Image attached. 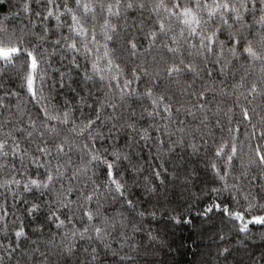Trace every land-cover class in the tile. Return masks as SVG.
Here are the masks:
<instances>
[{
	"label": "snow or ice",
	"instance_id": "snow-or-ice-1",
	"mask_svg": "<svg viewBox=\"0 0 264 264\" xmlns=\"http://www.w3.org/2000/svg\"><path fill=\"white\" fill-rule=\"evenodd\" d=\"M0 12V264H135L131 252L171 247L143 227L157 212L173 225L218 215L221 241L251 226L264 240V0H0ZM176 188L192 196L183 210Z\"/></svg>",
	"mask_w": 264,
	"mask_h": 264
},
{
	"label": "trees",
	"instance_id": "trees-1",
	"mask_svg": "<svg viewBox=\"0 0 264 264\" xmlns=\"http://www.w3.org/2000/svg\"><path fill=\"white\" fill-rule=\"evenodd\" d=\"M4 13L0 12V15ZM78 79V78H77ZM5 83L0 81V84ZM91 86V85H90ZM10 87V86H9ZM95 91V89H93ZM69 95H71L69 93ZM87 112V109H85ZM115 142V141H114ZM124 142L123 134L119 143L122 145ZM142 152L138 149L135 155L137 158L142 156L143 160H149V148L144 146V142H140ZM192 162L188 164L189 168H195L197 171L193 174V184L190 185L191 192L199 193L203 187L205 175L203 166L196 161L195 157L191 158ZM180 188L170 191V196L173 204L181 205V208L187 206V201L192 200L190 193H186V199L180 196ZM140 194L137 189L133 199ZM203 203V200L200 201ZM196 202L193 201V207ZM142 207L147 208L149 212L152 211L148 204H142ZM190 224L173 225L166 218H161L160 213L157 212L156 218L151 216L144 218L143 227L146 230L159 232L160 238L171 245L170 248L164 247L159 251H144L141 249L138 253L131 252L134 257L135 264H251L250 256L254 255L259 259L260 253L264 251V240L260 238L256 226L252 227V232L248 237L238 236L235 232L223 233L225 240H220L222 234L221 221L218 215L210 214L208 218L200 217L195 212L191 214ZM155 248H160L158 244L154 245ZM228 247L231 255H228L227 260L223 257L218 258V249ZM124 252H129L125 247ZM123 254V253H121ZM118 257L108 255L105 258V264H114Z\"/></svg>",
	"mask_w": 264,
	"mask_h": 264
}]
</instances>
